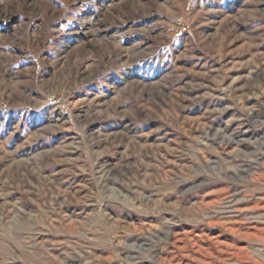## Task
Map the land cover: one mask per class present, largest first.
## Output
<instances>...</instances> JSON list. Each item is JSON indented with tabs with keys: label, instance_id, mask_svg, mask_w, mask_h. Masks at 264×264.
I'll use <instances>...</instances> for the list:
<instances>
[{
	"label": "rangeland",
	"instance_id": "374dc122",
	"mask_svg": "<svg viewBox=\"0 0 264 264\" xmlns=\"http://www.w3.org/2000/svg\"><path fill=\"white\" fill-rule=\"evenodd\" d=\"M0 264H264V0H0Z\"/></svg>",
	"mask_w": 264,
	"mask_h": 264
}]
</instances>
